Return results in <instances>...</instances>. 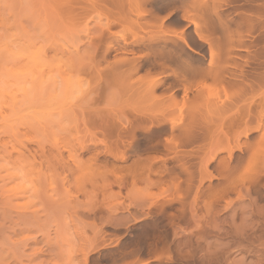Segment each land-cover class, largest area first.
<instances>
[{
	"label": "rangeland",
	"instance_id": "obj_1",
	"mask_svg": "<svg viewBox=\"0 0 264 264\" xmlns=\"http://www.w3.org/2000/svg\"><path fill=\"white\" fill-rule=\"evenodd\" d=\"M0 264H264V0H0Z\"/></svg>",
	"mask_w": 264,
	"mask_h": 264
},
{
	"label": "bare ground",
	"instance_id": "obj_2",
	"mask_svg": "<svg viewBox=\"0 0 264 264\" xmlns=\"http://www.w3.org/2000/svg\"><path fill=\"white\" fill-rule=\"evenodd\" d=\"M6 52H7V50H6ZM246 107H247V106H246ZM246 110H247V109H246ZM101 117H102V116H101ZM97 119H99V118H97ZM100 120H101V119H100ZM101 122H102V121H101ZM101 122H100V123H101ZM92 124H93V123H92ZM89 127H90V126H89Z\"/></svg>",
	"mask_w": 264,
	"mask_h": 264
}]
</instances>
